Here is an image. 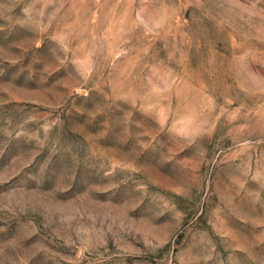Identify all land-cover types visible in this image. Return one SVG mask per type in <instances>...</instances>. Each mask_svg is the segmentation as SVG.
<instances>
[{"label":"rangeland","instance_id":"obj_1","mask_svg":"<svg viewBox=\"0 0 264 264\" xmlns=\"http://www.w3.org/2000/svg\"><path fill=\"white\" fill-rule=\"evenodd\" d=\"M0 264H264V0H0Z\"/></svg>","mask_w":264,"mask_h":264}]
</instances>
